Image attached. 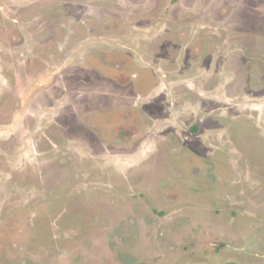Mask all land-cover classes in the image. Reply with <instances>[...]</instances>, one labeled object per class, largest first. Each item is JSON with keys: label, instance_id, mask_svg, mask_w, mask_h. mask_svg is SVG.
Masks as SVG:
<instances>
[{"label": "rangeland", "instance_id": "rangeland-1", "mask_svg": "<svg viewBox=\"0 0 264 264\" xmlns=\"http://www.w3.org/2000/svg\"><path fill=\"white\" fill-rule=\"evenodd\" d=\"M227 263L264 264V0H0V264Z\"/></svg>", "mask_w": 264, "mask_h": 264}, {"label": "flooded vegetation", "instance_id": "flooded-vegetation-1", "mask_svg": "<svg viewBox=\"0 0 264 264\" xmlns=\"http://www.w3.org/2000/svg\"><path fill=\"white\" fill-rule=\"evenodd\" d=\"M236 46H240V44L239 45H236ZM235 52H237V51H235ZM249 61H251V60H249ZM249 61H247L246 63H248ZM251 63V62H250ZM242 65L243 66H245V63L244 62H242ZM241 66V65H240ZM193 72H191L190 74H191V77H193V74H192ZM202 76H204L203 74H201ZM206 79H208L207 77H206ZM204 82V81H203ZM193 95V94H192ZM194 96V95H193ZM196 97H192V96H190V99L191 100H194Z\"/></svg>", "mask_w": 264, "mask_h": 264}, {"label": "trees", "instance_id": "trees-1", "mask_svg": "<svg viewBox=\"0 0 264 264\" xmlns=\"http://www.w3.org/2000/svg\"><path fill=\"white\" fill-rule=\"evenodd\" d=\"M227 264H235V263H227Z\"/></svg>", "mask_w": 264, "mask_h": 264}]
</instances>
